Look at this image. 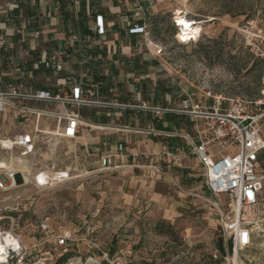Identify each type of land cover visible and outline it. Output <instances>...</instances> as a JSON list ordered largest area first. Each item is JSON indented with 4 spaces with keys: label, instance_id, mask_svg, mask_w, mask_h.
<instances>
[{
    "label": "built area",
    "instance_id": "built-area-1",
    "mask_svg": "<svg viewBox=\"0 0 264 264\" xmlns=\"http://www.w3.org/2000/svg\"><path fill=\"white\" fill-rule=\"evenodd\" d=\"M14 7L10 3L8 11ZM136 13L141 25H133L129 33L148 36L145 10L139 3ZM174 23L180 31L178 22ZM95 28L100 36L105 34L101 16L96 18ZM6 30V24L0 22V49L9 52L12 46ZM32 38L38 40L40 32H33ZM259 43L264 46V37H260ZM146 48L149 52L152 48L153 56L161 53L152 43ZM260 56L264 57V52ZM69 58L67 49L60 48L35 58L29 71L15 70L12 78L0 70V193L15 192L25 186L44 191L83 177L75 167L56 169L43 159V153L54 156L63 140L74 139L86 126L80 114L82 109L140 112L156 119L166 114L179 116L190 123L193 135L188 140L203 167L204 185L215 199L211 206L219 218L222 233L231 245V256L230 251L223 254L216 251L212 254V264H236L238 252L249 248L262 232L260 202L264 172L259 159L264 153V77L258 98L253 101L216 96L210 104H205L182 92L176 108H165L146 102L103 99L99 84L91 77L76 80L69 75L62 76ZM40 71L54 78L51 89L31 82L34 73ZM48 107L55 110L45 109ZM20 120H25L22 126L32 125L33 132L9 134ZM50 121L54 122L53 129L46 128L50 127ZM113 159L112 155L101 156L100 171L117 169ZM220 196H226L225 204L220 202ZM36 230L39 234H27L29 240H26L13 225L9 228L0 225V264H59L64 256L67 259L61 264H128L131 257L129 244L114 254L110 250H98L97 254L88 253L85 257L70 256L78 241L69 230L51 225L48 218L40 221Z\"/></svg>",
    "mask_w": 264,
    "mask_h": 264
},
{
    "label": "rangeland",
    "instance_id": "rangeland-1",
    "mask_svg": "<svg viewBox=\"0 0 264 264\" xmlns=\"http://www.w3.org/2000/svg\"><path fill=\"white\" fill-rule=\"evenodd\" d=\"M151 2L155 9L146 14L148 36L143 45L152 43L160 49L161 84L173 85L176 101L182 92L205 104L216 96L225 100L258 98L264 77V57L260 56L264 46L259 43L264 37V0ZM178 17L201 29L196 41L178 42L174 23ZM24 122L18 121L17 129L9 134L24 131ZM49 123L53 129L54 122ZM66 147L67 143L61 142L52 157L43 153L45 163L56 169L69 167ZM259 163L264 172V153ZM111 187L107 185V189ZM103 188L97 181L76 180L44 191L25 186L0 193V225H13L29 240L27 234L38 235L36 227L48 218L51 225L63 226L78 241L70 256L85 257L98 250L114 254L129 244L128 264H212L214 252L229 253L228 241L211 206L215 200L212 196L190 197L192 201L183 199L185 203H181V198L173 194L168 205L174 212L167 215L153 213L146 208L147 202L123 209L120 200L112 204L99 194ZM226 201V196H220L222 204ZM260 209L262 232L249 248L238 252L236 264H264V188Z\"/></svg>",
    "mask_w": 264,
    "mask_h": 264
},
{
    "label": "crops",
    "instance_id": "crops-1",
    "mask_svg": "<svg viewBox=\"0 0 264 264\" xmlns=\"http://www.w3.org/2000/svg\"><path fill=\"white\" fill-rule=\"evenodd\" d=\"M151 1L0 0V22L6 24L12 46L9 52L0 49V70L12 78L17 69L29 71L41 54L66 48L70 58L62 76L91 77L99 84L103 99L176 108L179 101L173 85L161 84L163 66L151 54L152 48L147 50L149 44L143 45L147 36L129 33L133 25H141L137 4L144 8L145 18L155 9ZM10 3L15 5L11 12ZM98 16L105 25L103 36L95 28ZM35 31L40 32L38 40L32 38ZM34 74V85L52 88L50 73ZM80 114L86 126L74 139L62 141L67 143L64 155L71 160L66 168L75 167L83 175L77 181L99 182L104 187L99 194L112 204L120 200L119 207L129 209L147 202L146 208L153 213L168 215L174 212L168 205L173 194L181 203L200 195L211 197L204 185L203 167L188 140L193 132L187 119L172 114L156 119L145 113L106 109H82ZM22 127L24 131L13 134L33 132L32 125ZM105 154L113 156L117 169L100 171L99 159Z\"/></svg>",
    "mask_w": 264,
    "mask_h": 264
},
{
    "label": "bare ground",
    "instance_id": "bare-ground-1",
    "mask_svg": "<svg viewBox=\"0 0 264 264\" xmlns=\"http://www.w3.org/2000/svg\"><path fill=\"white\" fill-rule=\"evenodd\" d=\"M181 20H183L188 26L185 27L184 25L178 23V27H180V31H178L180 41L187 43L191 42L192 40H197V37L201 33V29L199 27H195L194 23H190L181 17L176 18L177 22ZM181 36H186L188 39H181Z\"/></svg>",
    "mask_w": 264,
    "mask_h": 264
},
{
    "label": "snow or ice",
    "instance_id": "snow-or-ice-1",
    "mask_svg": "<svg viewBox=\"0 0 264 264\" xmlns=\"http://www.w3.org/2000/svg\"><path fill=\"white\" fill-rule=\"evenodd\" d=\"M178 23L184 25L185 27L188 26L183 20L178 21ZM181 39L186 40V39H188V37H186V36H181ZM244 239H245V241L247 240V234H246V233L244 234ZM0 251H2V249H0Z\"/></svg>",
    "mask_w": 264,
    "mask_h": 264
},
{
    "label": "trees",
    "instance_id": "trees-1",
    "mask_svg": "<svg viewBox=\"0 0 264 264\" xmlns=\"http://www.w3.org/2000/svg\"><path fill=\"white\" fill-rule=\"evenodd\" d=\"M199 45H200V44H199ZM227 247H228V250L231 251V245H230V243H228ZM66 259H67V256L62 257V258L59 260V264L64 263V262L66 261Z\"/></svg>",
    "mask_w": 264,
    "mask_h": 264
}]
</instances>
